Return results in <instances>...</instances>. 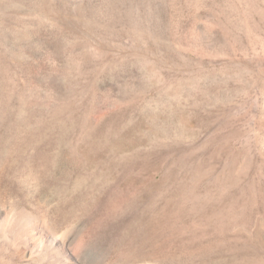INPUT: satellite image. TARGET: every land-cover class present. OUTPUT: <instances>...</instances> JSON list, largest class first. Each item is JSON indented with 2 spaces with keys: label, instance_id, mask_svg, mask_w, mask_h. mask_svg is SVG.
Instances as JSON below:
<instances>
[{
  "label": "rangeland",
  "instance_id": "obj_1",
  "mask_svg": "<svg viewBox=\"0 0 264 264\" xmlns=\"http://www.w3.org/2000/svg\"><path fill=\"white\" fill-rule=\"evenodd\" d=\"M15 208L31 264H264V0H0Z\"/></svg>",
  "mask_w": 264,
  "mask_h": 264
},
{
  "label": "bare ground",
  "instance_id": "obj_2",
  "mask_svg": "<svg viewBox=\"0 0 264 264\" xmlns=\"http://www.w3.org/2000/svg\"><path fill=\"white\" fill-rule=\"evenodd\" d=\"M22 212V209L15 208L11 214L0 213V264H31L49 246L48 242L39 241V234L45 232L44 226L42 227L36 216L28 211V220H22ZM55 236L47 234L45 240L56 242Z\"/></svg>",
  "mask_w": 264,
  "mask_h": 264
}]
</instances>
